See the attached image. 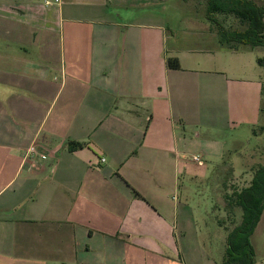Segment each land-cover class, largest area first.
Masks as SVG:
<instances>
[{
    "label": "crops",
    "instance_id": "1",
    "mask_svg": "<svg viewBox=\"0 0 264 264\" xmlns=\"http://www.w3.org/2000/svg\"><path fill=\"white\" fill-rule=\"evenodd\" d=\"M44 1L0 0V264H184L200 236L170 194L244 144L206 131L254 119L264 47L179 0ZM250 241L264 264V209Z\"/></svg>",
    "mask_w": 264,
    "mask_h": 264
},
{
    "label": "rangeland",
    "instance_id": "2",
    "mask_svg": "<svg viewBox=\"0 0 264 264\" xmlns=\"http://www.w3.org/2000/svg\"><path fill=\"white\" fill-rule=\"evenodd\" d=\"M255 1L258 3L263 2V0ZM179 2L181 1L179 0ZM188 5L187 9L183 5L184 11L204 16V0H189ZM195 6L199 8V12H196L197 8ZM179 11V8H175L167 13L174 16L173 12L177 13ZM227 23H231L230 18H227ZM247 56L250 62L252 61V68H254L255 80L254 83L250 82V88L254 86L256 92L254 119L243 124L237 122L233 128L227 125L223 126L222 123L217 128L206 131L208 135L220 137V139H227L231 135L242 138L244 144L235 147L234 150L232 147L226 148L224 157L221 160L205 158L204 166L201 168L204 171L203 177L196 179L193 177L190 180L181 181L178 191L170 194L171 202H173L172 196L174 195L176 198L175 203L185 199L187 207L190 208V218L194 225H197L195 231L200 236L198 245L191 243V246L192 244L196 246L195 248L198 249L199 253H192L186 248L184 264H192L195 255L202 262L200 251L203 252V257L207 254L216 264L222 261L226 234L234 226L228 220L229 212L225 207V196L246 186L251 179V168L257 164H264V50L255 49ZM258 60L263 62L260 63ZM232 84L237 87L242 86L239 82H232ZM191 162L194 163L192 159ZM226 164H232L235 168L231 167L230 169ZM193 167L195 166L193 165ZM215 173H218V175ZM235 215L237 217L236 222H238L240 211L235 210ZM256 239L257 237L254 238V241Z\"/></svg>",
    "mask_w": 264,
    "mask_h": 264
},
{
    "label": "trees",
    "instance_id": "3",
    "mask_svg": "<svg viewBox=\"0 0 264 264\" xmlns=\"http://www.w3.org/2000/svg\"><path fill=\"white\" fill-rule=\"evenodd\" d=\"M189 7V0H180ZM204 19L211 32L217 35L219 43L226 48L236 49L247 46L251 49L264 47V2L255 0H204ZM260 2V1H259ZM196 12L198 7L195 6ZM227 18L231 23H227ZM262 63V60H258ZM169 69H179L176 58H167ZM83 147L78 142H70L68 149L74 151ZM228 168L232 164H226ZM235 167H233L234 169ZM248 184L225 196L229 223L234 225L225 237V251L219 264H255V253L250 241L264 209V164L251 168ZM218 175V173H215ZM235 210L240 211L237 221ZM222 226V224H221Z\"/></svg>",
    "mask_w": 264,
    "mask_h": 264
},
{
    "label": "built area",
    "instance_id": "4",
    "mask_svg": "<svg viewBox=\"0 0 264 264\" xmlns=\"http://www.w3.org/2000/svg\"><path fill=\"white\" fill-rule=\"evenodd\" d=\"M44 3L46 5H49L50 2L48 1H44ZM44 152L41 151V149L37 148L36 145H32L31 147H29L26 151H25V154L23 156V160L26 161L28 159H32L33 157L35 156H43ZM192 161L198 163V164H202V160L199 156L197 155H194L191 157ZM101 161L103 162L104 159H101Z\"/></svg>",
    "mask_w": 264,
    "mask_h": 264
}]
</instances>
